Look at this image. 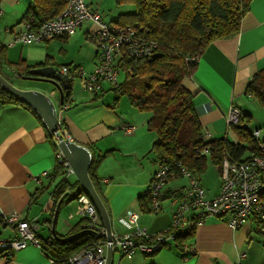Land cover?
<instances>
[{
  "label": "crops",
  "instance_id": "0c3cea01",
  "mask_svg": "<svg viewBox=\"0 0 264 264\" xmlns=\"http://www.w3.org/2000/svg\"><path fill=\"white\" fill-rule=\"evenodd\" d=\"M89 2L104 21L114 24H128L123 14L134 11L132 4L118 5L115 0ZM31 4L32 0H0L2 72L11 76L13 72L8 65L15 63L30 66L40 63L39 66H52L59 71L62 66H80L86 72L91 71L97 60V48L92 41L95 26L90 21L71 36L39 43H10ZM261 69H264V0H251L239 32L210 42L183 79V85L193 94L194 108L209 139L226 135L225 117L229 108L236 106L243 114L239 124L251 130L260 129L259 140L264 141L260 139L261 128L254 125L257 122L252 124L253 106L249 99L253 97L244 92L248 81ZM21 89L50 95L56 109L61 102L57 89L48 82L25 84ZM84 92L79 94L70 88L68 106L58 122L63 135L85 146L92 160L100 159L94 174L112 232L130 231L117 221L130 209L140 213L139 226L152 237L167 231L171 222V196L167 191L184 188L185 184L171 180L162 191L160 210L152 212L149 205L143 209L139 197L145 194L159 163L150 152L155 139L147 128L150 113L136 111L118 97L113 108L111 97L105 99L103 92ZM39 118L22 105L0 103V215L17 213L22 220L34 221L38 239L45 240L52 236L53 224L58 235L67 236L79 231L85 222L78 216L66 219L76 203L72 191L65 192L57 206L59 200L55 201L54 189L60 176L54 174L56 158L51 142L55 140ZM124 124L132 126L133 131L129 134L118 131ZM228 138L236 139L234 134ZM248 152L242 157L248 156ZM44 171L47 174L41 176ZM34 176H39V181ZM219 190L218 177L213 189L204 188L205 197L211 198ZM61 209H68L65 217H60ZM15 236L13 227L0 224L1 239ZM148 256L151 258L147 259ZM0 264L66 263L51 261L40 245L27 244L10 252L0 247ZM110 264H264V237L257 232L254 220L233 229L224 220L211 216L195 227L193 238L180 245L175 240L169 241L152 255L135 251L126 256L113 249Z\"/></svg>",
  "mask_w": 264,
  "mask_h": 264
},
{
  "label": "trees",
  "instance_id": "16d2710c",
  "mask_svg": "<svg viewBox=\"0 0 264 264\" xmlns=\"http://www.w3.org/2000/svg\"><path fill=\"white\" fill-rule=\"evenodd\" d=\"M115 1L118 5H133V12L123 14L128 21L127 25L136 27L142 36L156 43L152 55L123 58L118 62V65L126 75L124 82L120 83L122 94H126L130 104L139 111L150 113L147 128L155 134L150 152L156 155L159 162L178 161L199 177L206 168L207 155L219 169L224 152H228L233 158L238 159L242 158L246 150H254L257 141L251 136V129L239 124L241 119L232 127L236 142L229 140L226 136L205 139L193 105V94L183 85V79L190 74L197 63L192 61V58L199 57L204 48L213 40L229 38L239 32L241 19L248 11L251 0ZM65 4L66 0H32L25 19L32 18L33 26H36L42 21L55 17ZM2 49L0 46L1 75ZM22 64L8 65V68L13 72L12 77L22 79L29 74L30 69L41 65L40 63L33 66ZM244 92L264 106V69L257 71L251 77ZM68 95L69 92L63 97V101L67 100ZM0 103L22 105L39 117L30 106L1 85ZM43 126L47 130L44 124ZM58 131L63 136L60 125ZM50 136L52 137L51 134ZM51 142L56 152V144L52 140ZM205 148H208V154L202 153ZM99 160H92L88 173L101 198L94 174ZM54 174L60 176L54 189L56 202L67 191H72L73 199H77L82 193L88 196L77 180L69 181L66 171L57 160ZM182 193L183 188L167 191L171 197H179ZM139 199L143 209H146L149 204L147 190ZM83 221L85 222V220ZM99 223L103 225L100 215ZM79 231H83V233L67 243L60 242L53 236H49L45 240H38L41 248L54 261L66 263L67 257L71 253L98 240L86 222ZM193 236L194 229H190L184 234H177L175 242L180 245Z\"/></svg>",
  "mask_w": 264,
  "mask_h": 264
},
{
  "label": "built area",
  "instance_id": "2783aa9c",
  "mask_svg": "<svg viewBox=\"0 0 264 264\" xmlns=\"http://www.w3.org/2000/svg\"><path fill=\"white\" fill-rule=\"evenodd\" d=\"M90 21L95 26L92 41L97 48V60L91 71L86 72L80 66H62L61 74L71 80L78 79L82 90L98 93L104 90V82L111 85L116 94H122L118 75L123 70L118 62L123 58H139L154 53L156 43L141 35L136 27L127 24H114L104 21L98 10L91 7L89 0H66L64 8L53 18L33 26V19L26 18L19 23L12 37L11 44L39 43L53 38L71 36L81 25ZM199 57L192 58L197 62ZM67 101H61L56 109L57 119L67 108ZM241 110L231 106L225 117L227 123L226 137L232 136V127L242 118ZM59 126V122H58ZM119 129L125 134L133 131V127L124 124ZM203 137L209 134L202 128ZM56 145L65 135L52 133ZM260 129H253L251 136L257 141L256 148L249 150L248 156L235 159L228 152L222 154L219 166L220 190L211 198L205 197L204 188L198 176L193 174L178 161L159 162L147 186L149 209L160 210L162 191L171 181L185 178L187 183L181 196L170 198L171 222L167 231L152 237L149 232L139 226L140 213L127 210L117 218L118 223L130 230L124 234L111 232V246L119 249L123 255L131 256L135 251L144 255H152L169 241L175 240L177 234H184L205 221L207 217L224 220L231 228L236 229L243 223L254 220L257 232L264 237V141L259 140ZM236 142V139L233 140ZM208 154V148L202 150ZM55 158L66 171V175H74L73 169L57 147ZM46 171L41 173L45 176ZM39 181V176H34ZM78 216L85 220L98 240L86 244L67 257V264H105L108 245L104 225L99 223V213L90 198L82 193L76 199L73 210L67 219ZM0 224L13 227L16 236L0 238V247L7 252L19 250L27 244L40 245L34 221L20 219L17 213L0 215ZM51 261L54 259L51 258Z\"/></svg>",
  "mask_w": 264,
  "mask_h": 264
},
{
  "label": "water",
  "instance_id": "95a60500",
  "mask_svg": "<svg viewBox=\"0 0 264 264\" xmlns=\"http://www.w3.org/2000/svg\"><path fill=\"white\" fill-rule=\"evenodd\" d=\"M29 74L24 76L23 80H35L43 81L52 84L58 91L60 100L69 92L71 88V79L66 74H61L59 70H56L52 66H39L29 70ZM0 85L24 102L26 105L30 106L42 119L44 125L50 133H58V119L56 115V107L51 99L50 95L34 90V89H21L14 86L8 80H6L0 74ZM58 149L62 153L65 160L68 162L69 166L74 171V176L78 181L79 185L88 194L90 200L93 202L97 211L102 219L103 225L106 229L107 241V255L105 264L111 263V222L109 215L106 211L105 205L94 188V185L89 177V167L92 162V156L90 151L80 144L72 141L69 138H60L58 144ZM66 196L64 194L58 201L57 206L60 205L63 198ZM56 213V212H55ZM83 231H78L67 236H60L56 233L54 229V224L52 226V236L55 237L60 242H70L81 235Z\"/></svg>",
  "mask_w": 264,
  "mask_h": 264
},
{
  "label": "rangeland",
  "instance_id": "374dc122",
  "mask_svg": "<svg viewBox=\"0 0 264 264\" xmlns=\"http://www.w3.org/2000/svg\"><path fill=\"white\" fill-rule=\"evenodd\" d=\"M1 73L5 78H7L10 81V83H12L14 86H16L18 88L23 87L25 84L31 85V84H34L35 82H37L35 80H23L21 78H16L14 76L10 77L2 71H1ZM125 77H126L125 72L123 70H121L119 75H118L119 82L123 83L125 80ZM103 85H104V90L102 91L103 92L102 95L105 97V99L106 98L109 99V97H111V99H110V102H111L110 106L111 107L116 108L115 97H118L121 99L122 102L123 101L126 102L128 104V106L132 107L136 111H139L137 108H135L133 105L130 104L126 94H119V95L116 94V92L111 89V85L108 82H104ZM71 88L73 91H77L79 94H85L84 90H82L80 87L78 79H73L71 81ZM249 100L253 106V115H252V121L253 122H252V124L257 122V124H254V125H256L257 128L258 127L261 128L260 139L264 140V106H262L261 103L258 100H256L255 98L249 99ZM139 112H141V111H139ZM117 130L120 132H123L121 129H117ZM68 177L70 180H72L75 176L69 175ZM218 177H219V169L217 168V166H215L212 163L209 155H207L206 168L199 175V179H200L202 186L205 189L208 188V190L213 189L217 184ZM177 180L179 182H177L176 184L184 183L186 185V183H187L185 178H179ZM67 212H68V209H61L60 217H65ZM66 219H67V217H66ZM150 258H151V256L147 257V259H150Z\"/></svg>",
  "mask_w": 264,
  "mask_h": 264
}]
</instances>
